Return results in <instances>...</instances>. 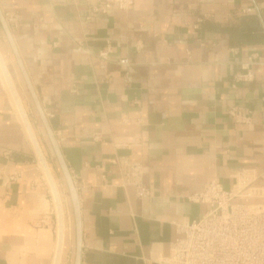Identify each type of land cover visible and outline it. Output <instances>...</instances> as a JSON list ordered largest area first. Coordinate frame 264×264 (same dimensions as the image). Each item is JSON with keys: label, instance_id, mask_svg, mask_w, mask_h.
<instances>
[{"label": "crops", "instance_id": "0c3cea01", "mask_svg": "<svg viewBox=\"0 0 264 264\" xmlns=\"http://www.w3.org/2000/svg\"><path fill=\"white\" fill-rule=\"evenodd\" d=\"M0 11L77 190L80 264L169 256L177 224L210 209L190 197L213 180L230 191L245 178L234 202L264 206V0H0ZM0 55L49 140L51 163L34 129L56 187L0 64V264H76L69 189L1 21ZM123 161L145 167L148 197L124 184Z\"/></svg>", "mask_w": 264, "mask_h": 264}, {"label": "built area", "instance_id": "2783aa9c", "mask_svg": "<svg viewBox=\"0 0 264 264\" xmlns=\"http://www.w3.org/2000/svg\"><path fill=\"white\" fill-rule=\"evenodd\" d=\"M111 1L121 10H129L134 3ZM110 8L111 3H107L97 10ZM8 19L13 21V16ZM110 51L108 45L107 50L100 52V58L107 60ZM120 63L127 66L129 60L122 59ZM244 67L249 68L248 64ZM246 77L252 79V74ZM231 114L239 116L236 109ZM121 174L125 185L135 187L138 198L151 194L143 182L145 167L141 163L123 161ZM244 179L240 185L245 183ZM240 185L228 191L213 180L201 193L193 194L191 201L208 204L210 209L199 220L178 223L179 236L171 243L169 256L148 264H264V206L234 202L241 193Z\"/></svg>", "mask_w": 264, "mask_h": 264}, {"label": "water", "instance_id": "95a60500", "mask_svg": "<svg viewBox=\"0 0 264 264\" xmlns=\"http://www.w3.org/2000/svg\"><path fill=\"white\" fill-rule=\"evenodd\" d=\"M0 21L2 23V26H3V29L6 33V36H7V39L10 43V46L12 48V51L15 55V58H16V61H17V64L21 70V73L23 75V78L26 82V85H27V88L30 92V95L33 99V102L35 104V107H36V110L44 124V127L47 131V134H48V137L50 139V142H51V145L54 149V152L56 154V157H57V160H58V163L61 167V170L63 172V175H64V178H65V181L67 183V186H68V189H69V193H70V197H71V201H72V205H73V209H74V216H75V223H76V228H77V245H78V250H77V257H76V264H80V247H81V224H80V211H79V200H78V195H77V190L75 188V185H74V182H73V179H72V176H71V173L69 172V169L64 161V158L62 156V153H61V150H60V147H59V144H58V141L54 135V132L52 131L50 125H49V122H48V119H47V116L45 114V111L41 105V102L31 84V81L29 79V76L26 72V69L23 65V62L20 58V55L18 53V50L16 48V45H15V42H14V39H13V36H12V33H11V30L8 26V23L4 17V15L2 14V12L0 11ZM61 233H60V242H61Z\"/></svg>", "mask_w": 264, "mask_h": 264}, {"label": "rangeland", "instance_id": "374dc122", "mask_svg": "<svg viewBox=\"0 0 264 264\" xmlns=\"http://www.w3.org/2000/svg\"><path fill=\"white\" fill-rule=\"evenodd\" d=\"M5 67H7V66H5ZM8 68H6V70H7ZM7 72L8 73H6L7 75L9 74V78L11 79V77L12 76H10L11 75V73L9 72V70H7ZM13 76H14V79H15V81H16V84H17V86H18V88H19V90H20V92H21V95H22V97H21V95H20V92H19V90H18V88H17V86H16V84H15V81H14V79H13V82H12V79H11V82L13 83V88L11 87V93H12V98H13V101L15 102V104L19 107V106H22V108H24V112H25V114L27 115V116H29V117H27V118H30L29 119V121L30 122H32V124H31V127H32V129H33V134H35V130H36V133H37V136H38V138H39V141H40V143H41V146H42V148H43V150H44V152H45V154H46V158H47V160H48V162L49 163H51L50 161H52V159L50 158V154H52V153H49L48 152V150H51L52 148H51V146H50V143H49V140H48V138H46V135H45V133H44V131H42V126H40V124L39 123H37L36 122V117L34 116L36 113L33 111V106H31L32 108L30 109L29 108V106H28V100H29V103L31 102V99H30V97L28 96V94H27V91L25 90V89H23L22 88V86H21V84H20V82H19V80H18V78H17V76H16V74L14 75V73H13ZM25 92H24V91ZM17 97V98H16ZM23 98V99H22ZM23 100H24V102H25V104H24V102H23ZM26 105V106H25ZM20 108V107H19ZM28 113V114H27ZM23 114V113H22ZM22 121V120H21ZM23 123V122H22ZM23 125H24V123H23ZM24 127H25V125H24ZM35 129V130H34ZM28 135V134H27ZM45 135V136H44ZM41 136H42V138H41ZM36 137V136H35ZM38 141V140H37ZM39 143V142H38ZM46 145V146H45ZM39 146H40V144H39ZM40 146V147H41ZM49 148V149H48ZM48 149V150H47ZM32 152H33V149H32ZM51 159V160H50ZM53 161H54V163H55V167L56 168H58V163H57V158L55 157V155H54V157H53ZM51 197H52V195H50ZM61 207H62V202H61ZM62 211V210H61ZM58 216H59V214H58ZM69 218V217H68ZM68 222L70 223L71 221H69V219H68Z\"/></svg>", "mask_w": 264, "mask_h": 264}, {"label": "bare ground", "instance_id": "6f19581e", "mask_svg": "<svg viewBox=\"0 0 264 264\" xmlns=\"http://www.w3.org/2000/svg\"><path fill=\"white\" fill-rule=\"evenodd\" d=\"M0 64L2 66L3 72L5 71L7 73L6 67H5V65H4V63H3L2 59H1V55H0ZM11 84H12L11 87L13 88V83L11 82ZM19 107H20V110H21V115L20 116H22V120L25 123V126H26L27 130H29L28 132H30V136H31V138L33 140L34 149H35V151H36L39 159L41 160V162H42V164H43V166L45 168V172L49 176V180L51 182V185L53 187L54 192H56L55 183H54L53 177L51 175V171H50V168L48 166V163L46 162L45 156L43 155V153L41 151V148L39 146V143L37 141V138H35V135H33V129H32L33 126L31 127V124L32 123L29 121V118H27L28 116L25 114L24 108H22V106H19ZM58 214H59V223H60V233H61V236H62L61 237V242H60V247H61V245H62V239H63V218H62V211H61V209H58ZM56 264H58V263L56 262Z\"/></svg>", "mask_w": 264, "mask_h": 264}]
</instances>
